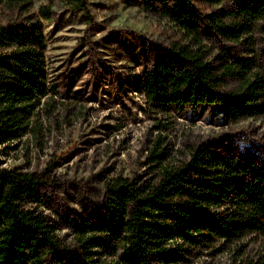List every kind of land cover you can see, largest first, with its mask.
Listing matches in <instances>:
<instances>
[{
	"label": "rangeland",
	"instance_id": "1",
	"mask_svg": "<svg viewBox=\"0 0 264 264\" xmlns=\"http://www.w3.org/2000/svg\"><path fill=\"white\" fill-rule=\"evenodd\" d=\"M0 1L2 25L31 14L39 18L41 9L49 17L40 22L52 93L37 110L35 127L0 147V168L33 174L40 182L37 200L27 198L21 205L44 221L55 244L43 264L81 262L72 224L91 218L109 181L151 182L154 149L164 150L168 166L186 162L200 146L264 165V115L229 122L221 106L166 107L145 98V70L173 43L189 38L144 0H84L80 8L62 0ZM195 5L202 17L201 56L221 78L222 90L240 88L243 64L264 84V20L227 38L208 22L216 15L232 28L237 21L229 15L230 5L207 0ZM189 260L258 263L264 261V240L249 238L240 253L198 251Z\"/></svg>",
	"mask_w": 264,
	"mask_h": 264
},
{
	"label": "trees",
	"instance_id": "2",
	"mask_svg": "<svg viewBox=\"0 0 264 264\" xmlns=\"http://www.w3.org/2000/svg\"><path fill=\"white\" fill-rule=\"evenodd\" d=\"M62 1L84 6V0ZM207 1L231 7L229 15L237 21L232 28L216 15L209 18L210 27L223 37L235 38L264 20V0ZM144 3L189 38L173 43L145 70L142 91L148 101L177 108L221 106L229 122L264 115V84L248 75L247 65L238 72L240 88L226 92L203 61L202 17L195 0ZM48 18L41 9L39 18L31 14L0 24V147L35 127L36 112L52 93L40 22ZM166 158L163 149L151 151L156 170L151 182L109 181L91 218L74 221L79 264H190L198 251L213 255L231 248L240 253L249 238L264 240V165L201 146L175 166L164 165ZM40 186L33 174L0 168V264H43V257L54 253L48 226L21 205L27 198L37 200Z\"/></svg>",
	"mask_w": 264,
	"mask_h": 264
}]
</instances>
